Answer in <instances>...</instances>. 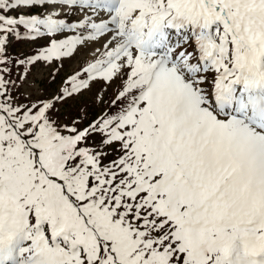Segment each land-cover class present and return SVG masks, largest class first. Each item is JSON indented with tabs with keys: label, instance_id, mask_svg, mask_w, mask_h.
Here are the masks:
<instances>
[{
	"label": "snow or ice",
	"instance_id": "snow-or-ice-1",
	"mask_svg": "<svg viewBox=\"0 0 264 264\" xmlns=\"http://www.w3.org/2000/svg\"><path fill=\"white\" fill-rule=\"evenodd\" d=\"M0 264H264V0H0Z\"/></svg>",
	"mask_w": 264,
	"mask_h": 264
}]
</instances>
